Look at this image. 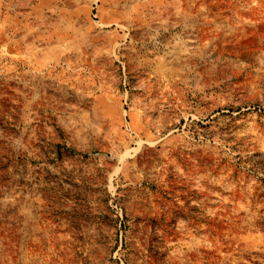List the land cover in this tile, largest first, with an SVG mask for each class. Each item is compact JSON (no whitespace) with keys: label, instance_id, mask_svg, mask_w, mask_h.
<instances>
[{"label":"rangeland","instance_id":"rangeland-1","mask_svg":"<svg viewBox=\"0 0 264 264\" xmlns=\"http://www.w3.org/2000/svg\"><path fill=\"white\" fill-rule=\"evenodd\" d=\"M0 264H264V0H0Z\"/></svg>","mask_w":264,"mask_h":264}]
</instances>
